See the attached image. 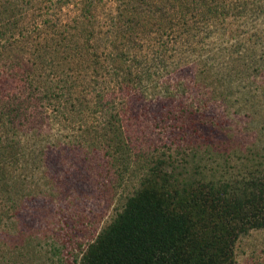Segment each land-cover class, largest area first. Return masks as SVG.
Returning a JSON list of instances; mask_svg holds the SVG:
<instances>
[{
	"label": "trees",
	"instance_id": "16d2710c",
	"mask_svg": "<svg viewBox=\"0 0 264 264\" xmlns=\"http://www.w3.org/2000/svg\"><path fill=\"white\" fill-rule=\"evenodd\" d=\"M181 69L191 78L172 80ZM263 75L264 0H0V196L15 209L42 193L52 147L129 151L133 97L192 85L194 110L218 101L264 135ZM239 155L220 182L133 192L79 264H234L237 241L264 230V146Z\"/></svg>",
	"mask_w": 264,
	"mask_h": 264
},
{
	"label": "rangeland",
	"instance_id": "374dc122",
	"mask_svg": "<svg viewBox=\"0 0 264 264\" xmlns=\"http://www.w3.org/2000/svg\"><path fill=\"white\" fill-rule=\"evenodd\" d=\"M191 76L190 69H181L170 77ZM192 93L187 85L173 100L133 97L123 116L131 149L118 150L116 157L107 155V148L49 149L42 193L26 197L15 209L8 200L13 194L0 196V264H79L133 192L166 184L180 188L191 178L220 182L239 168L246 146H264L261 124L248 127L247 116L227 112L218 101L194 110ZM62 130L70 138L79 133L77 126ZM120 156L124 173L117 167ZM234 256V264H264V230L242 236Z\"/></svg>",
	"mask_w": 264,
	"mask_h": 264
}]
</instances>
